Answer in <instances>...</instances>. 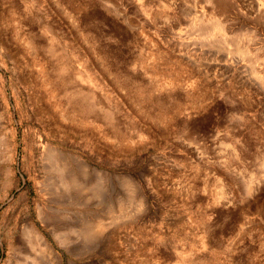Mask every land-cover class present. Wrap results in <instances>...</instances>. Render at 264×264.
Segmentation results:
<instances>
[{"label":"rangeland","instance_id":"1","mask_svg":"<svg viewBox=\"0 0 264 264\" xmlns=\"http://www.w3.org/2000/svg\"><path fill=\"white\" fill-rule=\"evenodd\" d=\"M35 259L264 264V0H0V264Z\"/></svg>","mask_w":264,"mask_h":264},{"label":"bare ground","instance_id":"2","mask_svg":"<svg viewBox=\"0 0 264 264\" xmlns=\"http://www.w3.org/2000/svg\"><path fill=\"white\" fill-rule=\"evenodd\" d=\"M257 84V83H256ZM57 153V152H56ZM88 221V220H87ZM92 230V229H91ZM93 231V230H92ZM92 231H89V230H87V232H92ZM32 233V232H31ZM92 234V233H91ZM33 238V237H32ZM35 238L37 239V240H40V236L36 233L35 234ZM33 243V242H32ZM39 244H41V242L39 243ZM48 247V246H47ZM38 249V248H37ZM48 249V248H47ZM22 252V251H21ZM23 254H25V253H23ZM29 256V255H28ZM34 258V257H33ZM36 261H38L37 259H35ZM42 260V259H41ZM28 262V261H27ZM28 263H30V264H39V263H41L40 261H38V262H35V261H29Z\"/></svg>","mask_w":264,"mask_h":264}]
</instances>
